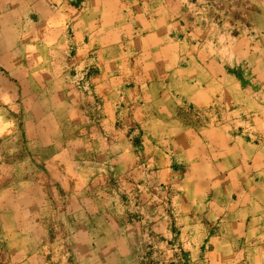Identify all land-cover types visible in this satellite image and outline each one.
<instances>
[{"label":"rangeland","instance_id":"obj_1","mask_svg":"<svg viewBox=\"0 0 264 264\" xmlns=\"http://www.w3.org/2000/svg\"><path fill=\"white\" fill-rule=\"evenodd\" d=\"M259 3L43 0L1 20L0 179L41 183L39 264H117L110 227L131 264H264Z\"/></svg>","mask_w":264,"mask_h":264},{"label":"crops","instance_id":"obj_2","mask_svg":"<svg viewBox=\"0 0 264 264\" xmlns=\"http://www.w3.org/2000/svg\"><path fill=\"white\" fill-rule=\"evenodd\" d=\"M257 1L258 6H261L259 0ZM42 4L43 0H0V22L1 20L7 19L15 20L19 17V13L26 11L28 6L31 5L34 10H37L38 7L41 8ZM2 30L3 29H0V31ZM172 39L173 43H187L184 39ZM35 47L36 49H33L32 51L37 52L40 47L37 45ZM38 58L41 59L40 56ZM176 58L180 60L181 57L177 54ZM47 59H56L55 54H52V50H49ZM161 66L163 67V65ZM164 72L160 73V75ZM211 74L216 75L218 73L213 71L212 73L209 72V75ZM42 196H44V191L41 187V183H38L37 181L32 184L15 181L9 183L0 179V264H30V262L39 264V256L37 255V250L34 246V230L40 227V224H37V222L41 221V214H47L44 212L46 205L42 203ZM67 198L68 200L74 201L72 207L77 213H79L82 219L85 218V214L90 213V210L82 204V197L79 193H68ZM48 205L50 213L52 202L51 206L50 202H48ZM72 207L68 208L70 212L73 211ZM64 208H66V205ZM52 209V212L55 214V208L52 207ZM197 228L199 229V227ZM106 231L110 236L109 241L113 242V251L115 257H118L117 264H131L128 255L132 249V232L125 227H110L108 230H104L105 234L107 233ZM80 234L84 235V231H80ZM204 240L205 239H201L200 243H196L189 247L192 258L197 257V254L204 244ZM214 245L215 246L211 248V255L212 251H227L228 249H231L227 248L230 246V243L222 239L215 240ZM218 245L222 246V248L216 247ZM110 246L111 245H106V251L111 252V250H109ZM117 247L119 248V251H115V248ZM210 264H215V262H211Z\"/></svg>","mask_w":264,"mask_h":264}]
</instances>
